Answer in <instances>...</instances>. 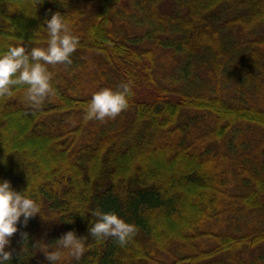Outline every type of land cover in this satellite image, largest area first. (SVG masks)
Instances as JSON below:
<instances>
[{
    "label": "trees",
    "instance_id": "trees-1",
    "mask_svg": "<svg viewBox=\"0 0 264 264\" xmlns=\"http://www.w3.org/2000/svg\"><path fill=\"white\" fill-rule=\"evenodd\" d=\"M56 12L79 37L56 95L0 98V180L42 208L7 264H50L69 230L86 250L60 264H264V0H0V52L46 46ZM123 84L125 110L84 119ZM97 211L135 225L125 245Z\"/></svg>",
    "mask_w": 264,
    "mask_h": 264
},
{
    "label": "clouds",
    "instance_id": "clouds-1",
    "mask_svg": "<svg viewBox=\"0 0 264 264\" xmlns=\"http://www.w3.org/2000/svg\"><path fill=\"white\" fill-rule=\"evenodd\" d=\"M45 24L46 46L29 50L24 44L8 45L5 51L0 52V98L12 97L22 88L25 100L39 106L56 95L49 65H70L79 37L71 31L70 22L60 12L52 14ZM130 94L127 84L118 89H100L88 102L84 119H114L128 107ZM37 214L42 216L41 204L30 194L29 185L25 190L17 191L10 180H0V264H7L12 259L8 247L19 230L18 225L22 222L26 226ZM96 217L89 232L97 241L113 237L123 246L136 231L134 224L126 222L115 212L97 211ZM22 235L24 239L28 238V233ZM86 241L87 237L69 230L54 241L55 249L42 248L40 251L50 264H60L66 255L79 260L86 250Z\"/></svg>",
    "mask_w": 264,
    "mask_h": 264
},
{
    "label": "rangeland",
    "instance_id": "rangeland-1",
    "mask_svg": "<svg viewBox=\"0 0 264 264\" xmlns=\"http://www.w3.org/2000/svg\"><path fill=\"white\" fill-rule=\"evenodd\" d=\"M27 121V120H26ZM25 122V121H24ZM18 130V129H17Z\"/></svg>",
    "mask_w": 264,
    "mask_h": 264
}]
</instances>
